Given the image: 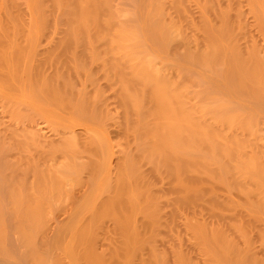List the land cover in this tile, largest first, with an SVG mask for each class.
<instances>
[{"label":"bare ground","instance_id":"bare-ground-1","mask_svg":"<svg viewBox=\"0 0 264 264\" xmlns=\"http://www.w3.org/2000/svg\"><path fill=\"white\" fill-rule=\"evenodd\" d=\"M109 1L51 0L50 7L60 18H52L50 25L56 28L62 24L61 34H59L57 43L53 45V49H50L51 51L41 62V66L37 68V76L33 81L36 94L47 103L56 108H66L72 116H78L80 119L99 121V117L104 118L105 115L104 113L103 116L100 115L102 112L96 107L95 101L87 98L86 95L78 97L75 101L71 97L72 91L68 88L71 83L68 84L67 81L72 76L70 74L75 76L80 73L77 68L78 64H76L77 57L82 60V69L89 63L94 64L99 61L106 79L111 82L112 86H116L115 99L122 109L124 130L131 131L138 139L135 153L123 158L118 165L119 178L112 186L106 181H101V175L106 168V160L104 154L101 156L99 154L105 152L106 155V147L93 138L84 142V149H87L89 156L92 154L96 157L98 154L101 157L95 162V175H93V183L88 193L93 196L94 201L98 192L100 194L107 192L108 197L101 200L100 205H95L91 199L84 202L85 208L92 209V217L86 225L83 224L79 228V234L74 238L75 242L80 243L77 247L80 251H77V248L74 249L75 251L71 249L72 246L74 248L72 242H70L72 246L70 243L66 245L67 253H65L69 255L68 251H70L71 258H73L70 260L74 261L71 264H131L133 260H139V264H164L165 260L159 256L155 248L162 234L161 230L164 228L171 230L177 214H184L185 211L201 203L206 204V210L211 215L220 218L224 225L222 228L210 230L209 233L202 225L195 228L194 244L197 245L198 252L203 253L202 255L209 261L220 259L224 264H256L254 256L249 253H240L226 234L227 231H232L243 237L244 229L257 222L256 212L253 209L261 203L253 201V191L248 188V183L253 182L255 180L253 178L257 179L258 167L246 154V150L255 148V144L233 133L236 128H242L249 133L252 123L245 122L243 113L236 107L230 109L231 107L225 108L224 106L215 113L212 112L213 118L211 116L212 119L209 122L197 117L193 107L187 105L186 95L178 84H174L167 77L155 72L147 62L136 61L134 49L139 48V34L147 36L158 50L167 51L169 49L172 36L169 27L162 19L163 2L161 6L159 5L161 0H149L150 10L145 15L144 32L135 29L120 30L119 27L117 29L112 21V14L110 15L111 12H109L111 11ZM248 1L256 17L257 26L264 32V0ZM4 2L6 1L0 0V8L3 5L7 6L5 5L7 2L5 4ZM170 2L184 17L183 0H170ZM8 4L11 10L15 7L12 1ZM256 5L262 7L256 8ZM37 7L39 21L45 22L50 15L40 8V5ZM202 7L204 11L210 9L212 13L215 12L212 0H210V5L204 4ZM238 11L237 16L233 18L229 12L219 10L217 27L209 25L205 19L207 13L202 11L205 15L201 16L199 24L201 30H199L204 35V49L195 52L188 51L184 56V61H191L197 66L213 70L217 79L215 80L219 81L217 83L222 91L250 101L260 109H264V56H260L255 49L243 51L238 47L237 31L241 29L240 12ZM10 20L2 21L5 24H0V68L4 69L9 80L13 81L15 77H19L21 72L23 76L22 64L28 54L24 55L27 52L24 53L25 50L21 51L18 47L17 36L21 32L16 29L17 26L13 24L12 18ZM8 23L14 27L11 28ZM48 24L44 23L43 26L46 27ZM26 35L23 33L20 38L22 37V40L29 44V37ZM44 65L54 69L51 76H44V70L42 71ZM10 107L15 110L13 105ZM13 113L14 111L11 112ZM15 115L17 119L15 117L14 119L20 121L18 114L15 113ZM12 131H10V136L14 135L15 138L18 134L17 138H11L15 140L14 148L25 155L21 158L26 162L25 171L31 168L32 174L35 175H33L35 186L30 188L35 189V193H28L25 190L26 187L23 186L24 182L21 183L22 185L19 183V180L22 181L17 176L20 166L12 165L9 172L12 174L11 182L8 188V197L12 203L10 211L15 217V223L17 222V232H20V237L23 236L24 239L22 241L26 243L29 256L42 264L44 261L41 257H37L39 254L35 253L32 238L37 230L44 227L42 225L45 221V209L49 208L47 195L50 196L52 193L57 195L62 192L65 182H68L72 176L77 177L75 175L79 165L74 160H70L72 163L64 164L60 173H56L57 171L52 173L50 169L46 172L45 170L38 171L36 164L34 165L35 162L31 161L32 158L29 155L31 151L28 150L41 146L39 145L40 140L37 139L39 134L31 133L28 139V135L24 134L25 137H21L22 135L17 133L16 129L14 133ZM25 133L29 134L26 131ZM68 133L64 134L63 140H60V144L57 142L59 145L54 146L56 148L54 149L59 152L63 151L67 156L69 154L68 158L72 159L76 153L80 152L78 147H82L83 143H77L78 140L72 134L73 131ZM30 163H33L34 169ZM143 164H148L150 167L147 174L142 172ZM252 168H256L255 172L249 171ZM10 177L9 180L6 178L7 182L10 181ZM155 182L165 183L167 189L155 191ZM219 186L227 190L235 189L245 198L244 210L239 211L238 214L240 216L239 226L227 222L230 220L223 211L238 210H235L229 202L218 201L217 187ZM166 208H170L167 220L165 218ZM258 209L261 207L256 210ZM2 217L3 214L0 211V249L3 247L1 245L3 238L5 245ZM139 217L141 223L138 225L136 221ZM108 220L113 223V230L118 238L116 242L118 247L110 250V258L105 259L103 255L94 251V247L97 241V231L102 229L103 224ZM68 227H78V222L71 220ZM229 250L233 254V262L232 257L225 254ZM4 251L0 253L8 255V252ZM143 251L147 253L145 260L141 257ZM174 256L178 264H189L177 251ZM27 259L33 262V258ZM60 261L55 259V262H52L61 264Z\"/></svg>","mask_w":264,"mask_h":264},{"label":"rangeland","instance_id":"rangeland-1","mask_svg":"<svg viewBox=\"0 0 264 264\" xmlns=\"http://www.w3.org/2000/svg\"><path fill=\"white\" fill-rule=\"evenodd\" d=\"M3 1L7 2H4L7 6L4 7L3 5V7L0 8V24L2 23L3 25L4 22L2 21L6 20L5 22H7V20L12 18L13 24H16L19 28L16 27V29L19 30L21 34H27L26 36H28L30 40L28 39L29 44H26V42L22 40V37L20 38L21 34L17 36L18 47L21 51L25 50L24 53L27 52L24 55L28 54V59L24 58L25 62L22 64L23 76L21 72L18 77L20 80H18L17 77H15L13 81L9 80V77L6 75L7 72L0 68V211H2L3 214V234L5 233V245L3 244L4 238L2 236L3 240L1 245H3V247L1 246V249L3 250L0 249V251L3 252L6 250V252H4H8V255L6 254L7 256L4 253V255L0 253V264H39L38 260H34V257L29 256V252L25 245L26 243L24 244V241H22L24 239L23 236L20 237V232H17V222L15 223V217L10 211L12 210V203L8 197V188L11 182L10 176H12V174L9 172L12 165L17 166L18 164L20 166V169L17 171V176H19L22 181L20 182L19 180V183L23 184L24 182L23 186L24 188L26 187L25 190L28 191V193H35V189H30L35 186L34 174H32L31 168L25 171L26 162L21 159L25 155H22V153L16 151L14 148V139L17 138L18 134L15 138L13 137L14 135H11V137V129H16V132L22 135L21 137H23L24 134L29 136L34 132L35 134H39L37 139L40 140V143L43 142L41 144L39 143L41 146L36 147L37 151L35 148H30L28 150L29 152L31 151V154L29 153L32 158L31 161L33 160L32 162H35L34 165L36 164L38 171L43 172L45 170L44 172H46V170L50 169L52 173L55 171H57L56 173H60L62 166L71 162L70 160H74V162L79 165L76 171L77 174L75 175L77 177L72 176L68 182H65L62 192L57 195L54 193L50 194V196L49 194L47 195L49 198V208L45 209V221L42 225L44 227L37 230L36 233H34L35 236L33 235L34 239L32 238V245L35 253L39 254L37 257H41L42 261L45 262L42 264H52V261L55 262V259L61 260V264H71L72 262L74 263V261L70 260V251H68L70 256L66 254V245L71 244L70 246H72L73 243L74 248H72L73 246L71 247L73 250L80 246V243L75 242L74 238L79 234V228L83 224L86 225L87 221L92 217V209L85 208L84 202L87 199H91L95 205H100L102 202L101 200L108 197L107 192L102 194L98 192L94 201L93 196H90L88 193L93 183V175H95L94 165L96 160H100L101 154H104L106 168L101 175V181H106L108 185L112 186L119 178V175H117L118 165L123 158L135 153L138 139L131 131L126 132L124 130L122 109L117 99H115L116 86H112L111 82L106 79L99 61L94 62V64L89 63V65L84 68V71V69H82V60L77 57L76 64H78L77 68H79L80 73L78 70L77 73L79 74H76L77 76L70 74L72 75L71 78L68 80L66 79L68 84L71 83L68 85L70 86L68 88L72 91L69 90L72 94L69 93L75 101L78 97L80 98L84 95L95 101L96 107L102 112L100 115L103 116V113L105 115L104 118L99 117V121L83 120L78 116H72L68 109L56 108L36 94L33 85V81L37 76L36 70L41 66V62H43L46 54L51 51L50 49L57 43L58 37H60L59 34H61L60 26L62 25V18L59 21L61 25L58 26L56 24L58 27H51L52 18H60L57 17V13V16L55 15V12L50 7L51 0ZM10 1L14 2L16 8L11 7L12 10L9 9L8 3H10ZM212 1L215 6V12H213L215 14H213L210 9H207V11L203 10L202 6H204V4L210 5V0H183L184 4L182 7L184 8L183 10H185V16L183 17L174 8L171 3L172 1L161 0L159 5L161 6L163 2V7L161 6L163 12L162 19L165 22L164 24L169 27L172 36L168 47L169 49H167V51H160L147 36L144 34L141 36L139 34V48L134 49V57L136 61L147 62L155 72L167 77L174 84H178L181 91L186 95L187 105L193 107L197 117H201L203 120L209 122L210 119L213 118L212 112L215 113L216 110H220L224 106L225 108L231 107L230 109L236 107L243 113L244 121L252 123V129L249 133L242 128H236L233 133L235 132V135L238 137L249 139L255 144V148H248L246 150V154L250 156V160L258 167V172L256 171V173H258L257 179L253 178V180H256V183L255 180L248 183V188L253 191V201H258L262 205L260 204L258 206L259 208L261 207V209L256 210L258 207L253 209V211L256 212L257 222L244 229L243 237H240L239 234H235L232 231H227L226 234L228 239L235 245L240 253H249L254 256L256 264H264V109H260L250 101L248 102L247 100L240 99L237 96L222 91L219 87V83H217L219 81H216L217 79L214 76L213 70L197 66L191 63V61H184V56L188 51L195 52L204 49V35L203 32L200 31L199 24L201 16L206 13L205 19H207L209 25L211 27H217L219 21L217 12L219 13V10L227 13L229 12V15L233 18L237 16V10H239L241 29L237 31V45L243 51L255 49L260 56H264V32L257 26L256 17L254 16V12L251 11L248 0ZM109 4V9L111 10L109 12H111L110 15L112 14V21L116 28L119 27L120 30L135 29L139 32H144L143 24L145 15L150 10V6L148 5L149 0H110ZM38 5L50 15L49 18H46L45 22H40L37 17L39 10L37 7ZM261 7L262 6L256 5V8ZM202 11L205 14H203ZM44 23L49 24L44 27ZM10 24L9 26H11V28L12 26L14 27V25ZM52 70L54 69L50 66L48 67V65H44L42 68L44 76H51L53 73ZM5 75L7 77H5ZM6 84H8V87ZM10 105H13L17 112L13 110L14 108L11 109L12 106L10 107ZM12 111H14L13 114H11ZM15 113L20 117V121L19 119L15 120L17 119ZM9 128L11 129L9 130ZM14 130L12 131L13 133L15 132ZM21 130L23 131L21 132ZM25 131L29 132V134L25 133ZM71 131H73L72 134H74L78 140L77 143H83L82 147L78 145L80 152L76 153L74 156L71 155V157L73 156L72 159L68 158L69 154L67 156L63 151L59 152L55 150L56 148L54 147L60 144V140L65 136V133H71ZM30 136L27 138L29 139ZM91 138L99 140V142L106 147V155L105 152H100V156H98V154L96 157L92 156V154V157L89 156V152L86 151L87 149H84V142ZM57 142H59V144ZM34 150L36 152H34ZM33 163H30V165L32 166ZM32 168L34 169L33 166ZM255 169L252 168L249 169V171L255 172ZM149 170V165L143 164L142 172L147 174ZM9 177L10 181L7 182ZM154 187L156 188L154 189L155 191H157V189L158 191L159 189L163 191L167 189L165 183L155 182ZM217 196L219 202H229L235 210H238L234 211L233 209H227V211L224 210L223 213H225L230 220L227 222L239 226L240 216H238V214L239 211L242 212L244 210L245 198L237 190H227L222 186L217 187ZM206 207V204L201 203L197 207L185 211L184 214H177L176 218H174L175 222H173L172 229L170 227L171 230L165 228L161 230L162 234L158 238L155 248L159 256L165 260L164 264H178L174 256L176 251L183 259L189 262V264H224L220 259L209 261L203 256V253L200 251L198 252L199 249L197 245L194 244V232L198 225L204 226L207 233H209L210 230L222 228L224 225L220 218L211 215L209 211L206 210ZM169 214L170 208H166V220L169 219ZM71 220L78 222V227H68ZM136 222L139 225L141 223V218L139 217ZM102 227V229L97 231V241L94 251L99 255H103L105 259H109V251L118 247L116 243L118 238L113 230V223L110 220L106 221ZM76 250L78 251L79 248ZM225 254L230 258L233 255L231 250L226 251ZM26 256L27 258H33V262L31 259H27ZM141 257L144 260L147 259L146 251L142 252ZM231 259L233 262L234 258L232 257ZM131 264H139V260H133Z\"/></svg>","mask_w":264,"mask_h":264}]
</instances>
